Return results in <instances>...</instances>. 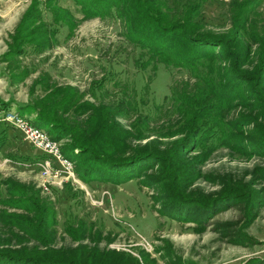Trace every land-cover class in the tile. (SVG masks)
Instances as JSON below:
<instances>
[{
  "label": "trees",
  "instance_id": "obj_1",
  "mask_svg": "<svg viewBox=\"0 0 264 264\" xmlns=\"http://www.w3.org/2000/svg\"><path fill=\"white\" fill-rule=\"evenodd\" d=\"M203 1L187 3L181 15L172 20L165 14L169 7L162 0H73L85 19L111 15L123 23V37L140 51L135 61L139 71L154 72L159 65L185 71L187 79L171 86L160 104L147 98L152 94L148 84L137 94L135 88L128 89L111 74L94 84L93 103H82L71 85H55L23 107L57 132L53 140L70 141V147L76 150L70 160L85 184L121 185L140 180L142 186L158 193L153 199L159 204L160 215L178 222H194L197 230L204 228L209 215L229 205H249L255 215L264 202V187L251 199L241 190L243 186L230 179L222 181L225 190L214 198L192 196L194 193L187 188L200 175L196 166L218 149H229L241 158L264 159V20L255 18L258 0L234 2L231 27L224 35L209 31L202 22ZM32 11L33 7L26 15L29 26L39 22ZM54 21L68 26L70 34L69 17ZM43 25L33 28L35 35L45 40L35 47L38 51L47 46L51 35ZM232 38L233 44L244 51L232 52ZM21 42H15L16 53L21 52ZM255 45L258 50L253 70L241 69V63L249 64ZM45 81L40 79L37 84ZM108 84L119 89L112 101L106 98ZM2 105L9 110L7 104ZM241 110L238 117L231 118L232 113ZM130 117V130L117 122ZM152 123L158 126L154 132L148 128ZM151 137L155 141L142 146L128 143ZM160 139L169 140L162 149ZM37 156L24 160L34 166L44 158L42 154ZM157 166H161L157 176H145ZM254 174L258 175L255 179L264 182V168L257 167ZM10 209L23 211L24 215L11 214ZM54 220V210L48 203H41L33 191L12 180H0V264H138L130 254L94 245L97 243L91 241L99 235H86L82 223L68 224L65 233L69 238L89 239L92 246L50 248L47 243L55 234L51 229ZM232 234L233 244L245 247L255 243L240 231ZM31 242L37 245H22ZM12 244L20 246L13 248ZM167 256L175 262L172 254ZM243 264H264V258H248Z\"/></svg>",
  "mask_w": 264,
  "mask_h": 264
},
{
  "label": "rangeland",
  "instance_id": "obj_2",
  "mask_svg": "<svg viewBox=\"0 0 264 264\" xmlns=\"http://www.w3.org/2000/svg\"><path fill=\"white\" fill-rule=\"evenodd\" d=\"M162 1L170 8L165 14L172 20L181 15L187 3L200 2ZM241 1L204 0L200 9L202 22L209 31L224 35L231 27L230 16L234 2ZM256 5L255 18L264 20V0H258ZM32 7V12L39 16V22L29 26L26 15ZM62 16L69 17L70 34L68 26L54 21ZM41 23L45 27L43 30L47 29L51 35H48V47L38 51L35 47L41 46L45 40L42 36L38 37V33L36 36L34 30ZM123 32V23L111 15L95 19L83 18L82 11L73 0H52L49 3L46 0H12L1 6L0 108L2 103L7 104L9 110L28 119L52 139L57 132L23 107L40 99L46 90L55 85H71L78 91L82 103H93L91 94L94 84L114 74V78L128 89L135 88L137 94H141V87L148 84L152 94L147 95V98H154L151 101L160 104L169 95L171 86L187 79L185 71L166 69L161 65L155 73L149 69L146 72L139 71L135 61L140 51L131 47L123 37ZM229 38L230 34L225 40ZM17 40L22 42L19 44L21 52L16 53ZM233 41V38L230 39L232 52L237 53L239 49L244 51L245 48L233 44ZM257 50L258 47L253 46L249 64L241 63V69L253 70ZM40 79L46 81L37 84ZM115 89L111 84L107 85V99L112 101L119 95V89ZM241 112L232 113L231 118L238 117ZM164 113L161 115L164 116ZM132 120L133 117H130L127 120L117 119V122L124 129L130 130ZM157 127L152 123L148 128L154 132ZM0 137V180H12L30 189L41 203H48L54 210L55 220L51 229L55 234L50 244L47 243L50 248L92 246L95 242L97 244L94 245L100 249L130 254L138 264H144L145 260L147 264H243L248 258H264V202L255 215L250 212L252 208L249 205H229L227 209L209 215L204 228L197 230L194 222H178L160 215L159 204L153 199L158 193L154 188L142 186L140 180L114 185L103 182L85 184L79 178L78 182H73L50 177L24 160L39 158L37 155L41 153L21 140L22 136L16 128L0 121ZM154 138L128 143L142 146L155 141ZM160 140L162 149L169 140ZM58 142L61 152L70 160L76 150H72L68 139ZM196 167L200 175L187 187L194 193L192 196L201 194L214 198L225 190L226 184L221 183L228 179L243 186L241 190L250 194L251 199L252 194L257 196L264 187V182L255 179L258 176L254 174L256 168H264V159L257 156L241 158L233 155L229 149H218ZM160 171L161 166H157L147 171L145 176H157ZM248 211L252 216H249ZM8 212L24 215L23 211L17 209ZM73 223L84 224L87 229L85 234L99 235L97 240L90 243L89 239L69 238L65 228ZM234 231L245 233L255 243L245 247L233 244L230 238ZM226 233H230L229 236ZM22 245L31 247L37 244L31 242ZM18 246L12 244L13 248ZM168 253L175 257L174 263L170 262Z\"/></svg>",
  "mask_w": 264,
  "mask_h": 264
},
{
  "label": "built area",
  "instance_id": "obj_3",
  "mask_svg": "<svg viewBox=\"0 0 264 264\" xmlns=\"http://www.w3.org/2000/svg\"><path fill=\"white\" fill-rule=\"evenodd\" d=\"M12 0H0V7ZM0 121L16 128L21 134V140L29 143L33 149L44 155L43 160L36 162L35 167L50 177L62 178L65 181L78 182L76 167L72 160L61 152L58 141L51 139L46 132L40 130L17 112L0 108Z\"/></svg>",
  "mask_w": 264,
  "mask_h": 264
}]
</instances>
